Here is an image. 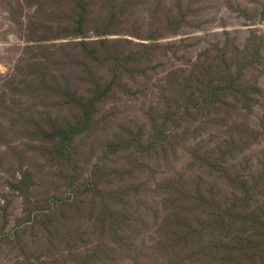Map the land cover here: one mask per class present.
Here are the masks:
<instances>
[{
    "label": "rangeland",
    "instance_id": "374dc122",
    "mask_svg": "<svg viewBox=\"0 0 264 264\" xmlns=\"http://www.w3.org/2000/svg\"><path fill=\"white\" fill-rule=\"evenodd\" d=\"M263 39L264 0H0V264H216L178 241L179 208L205 212L179 197L231 198L201 159L229 129L264 131V93L250 110L186 115L184 79L195 91L204 57L224 51L236 73L235 55ZM262 54L241 82L264 92V41ZM98 86L87 119L77 100ZM83 122L65 145L36 128ZM263 155L261 136L246 156ZM250 205L264 208V183Z\"/></svg>",
    "mask_w": 264,
    "mask_h": 264
},
{
    "label": "trees",
    "instance_id": "16d2710c",
    "mask_svg": "<svg viewBox=\"0 0 264 264\" xmlns=\"http://www.w3.org/2000/svg\"><path fill=\"white\" fill-rule=\"evenodd\" d=\"M263 41L264 39L253 42L242 55H235L233 62L237 65L236 73L232 71V67L227 66L226 51L220 57L212 58V62L210 56H205L204 59L209 61L204 64L203 72L196 80L195 91L189 89L191 76L187 75L184 79L182 113L195 116L204 114L206 107L218 109L219 106L227 111L232 106L231 111L237 108L250 110L258 94L264 92H261L256 83H242L241 75L244 68L261 64ZM95 88L93 97L80 98L79 101L75 99L81 104L87 119L93 115L94 104L101 99L99 86ZM105 91L108 92V88ZM262 102L264 103V98ZM176 115L171 109L164 112L168 121ZM36 128L44 140L58 139L65 145L70 135L85 131L88 126L83 122L81 126L76 124L66 132L63 128H58L49 135H45L38 124ZM261 136L264 139V131L255 134L249 127H242L236 132L229 129L214 153L201 159L212 172L219 173L227 182L232 195L230 199H223L213 191H209L210 194L205 191L200 193V186L195 191V197L188 193L180 195L179 202H185L189 207L194 206L202 212L205 209L203 213L191 214L179 208L175 213L174 227L178 241L184 243L188 252L194 251V247L199 244L200 256L211 262L215 261L216 264H264V208L253 209L250 205L254 190L264 183V155L258 161L249 162L246 156L247 150ZM239 156H243L242 160H237ZM207 230L214 239L212 248L205 242ZM223 232L231 237L230 245L221 237ZM112 235L114 241L120 244L129 239L122 229L113 230ZM165 241V250L169 252L172 246L166 239Z\"/></svg>",
    "mask_w": 264,
    "mask_h": 264
}]
</instances>
